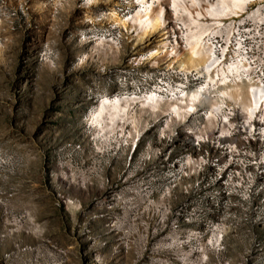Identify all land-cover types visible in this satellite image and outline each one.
<instances>
[{
	"label": "rangeland",
	"instance_id": "rangeland-1",
	"mask_svg": "<svg viewBox=\"0 0 264 264\" xmlns=\"http://www.w3.org/2000/svg\"><path fill=\"white\" fill-rule=\"evenodd\" d=\"M116 3L0 0V264H264L261 119L252 131L235 120L227 151L198 142L199 121L168 98L142 108V72L178 67L161 48L148 59L164 35L117 26L116 48L76 41L116 25ZM254 9L264 0L238 14ZM249 74L264 79V59ZM116 96L133 99L135 126L98 132L90 115Z\"/></svg>",
	"mask_w": 264,
	"mask_h": 264
},
{
	"label": "built area",
	"instance_id": "built-area-1",
	"mask_svg": "<svg viewBox=\"0 0 264 264\" xmlns=\"http://www.w3.org/2000/svg\"><path fill=\"white\" fill-rule=\"evenodd\" d=\"M139 1L141 0H118V3L115 4V11L124 16L129 7L135 5L134 13L140 9ZM143 1L159 5L162 1L166 2L167 0ZM65 2L66 0H48L54 11ZM92 2L93 0H76V5L77 7H89ZM108 13L106 12L104 16H107ZM99 18L105 20L103 15ZM217 28L220 32L209 37L208 43L204 44V49L208 48L210 51L206 63L207 70L203 69L202 73L198 74L182 67L173 66H166L159 72L145 70L142 72L145 84L139 92L141 98L150 92H155L159 97L164 96L170 101L186 99L187 104L191 105L192 109L188 107L184 114L194 116L199 121L201 131L200 136L197 138L198 142L203 143L207 142L208 138L211 140L214 138L216 145L223 143L224 146L229 147L228 150L226 149L227 151H233L235 150V120L242 124V127H240L242 130L251 127L250 130L252 131L257 119H261L257 108L259 104H261V108L264 105V79H253L249 72L255 60H258L261 64L262 59H264V19L252 17L250 14L246 17H240L239 15L231 18H221ZM120 38L121 33L117 30V25L108 22L100 27L98 31L88 29L82 32L76 41L80 44L83 42L100 44L110 42L109 44L116 48V41ZM255 39H257L258 46L261 48L258 59H256L258 55L255 54L252 45ZM179 46H182L180 39L175 40L171 35H167L165 44L161 48L162 53L174 57L180 52ZM236 69L247 86L249 97L250 93L255 90V86L263 90L255 112L250 115L235 107V100H231L216 91V87H224L225 84L235 85ZM164 74L166 78L162 81ZM207 74L213 76L212 82L206 80ZM207 84L209 85L207 86ZM207 88L209 94L206 92ZM191 93L194 94L193 97H191ZM208 103H215L217 107H210ZM170 111L172 112V110ZM209 112L212 114L214 126L212 129L206 127L204 129L203 120L210 122V119L207 118ZM261 123L263 127L264 122ZM222 146L219 145V148H222Z\"/></svg>",
	"mask_w": 264,
	"mask_h": 264
},
{
	"label": "bare ground",
	"instance_id": "bare-ground-1",
	"mask_svg": "<svg viewBox=\"0 0 264 264\" xmlns=\"http://www.w3.org/2000/svg\"><path fill=\"white\" fill-rule=\"evenodd\" d=\"M256 1L258 0H167L168 7H165L163 1L157 6V4L141 0L138 2L140 9L132 13L129 17L123 19L114 10L111 19L113 22H116L117 26L125 29V33L132 26L134 29H140L139 32L137 31V35L140 38L157 34L158 36L164 35V38L167 35H171L175 40L180 39L182 46H179L180 52L175 56L178 59V67L185 68L191 72L194 71V73L198 74L202 73L203 69L207 70L206 63L210 51L208 48L204 49V44L208 43L209 37L220 32L217 28L219 20L221 18L239 16L240 13L238 14V12H242L246 5ZM258 11L257 9L255 12H252L251 16L264 19V15L259 14ZM184 16L188 19V21L186 20L187 23L183 21ZM206 19H211L212 22L203 23L202 21ZM191 26H195V32L191 31ZM166 29L168 31H165ZM164 44L165 41H158L157 49L149 52L148 59L154 57L159 52L158 49L162 48ZM223 71L225 72V70ZM206 80L212 82L213 76L207 74ZM254 89L249 97L247 86L237 69L235 70V85L229 86L225 84L224 87H216L217 93L227 96L231 100H235V107L240 108L249 115L255 112L260 97L263 94V90L257 88V86ZM206 92L209 94L208 88ZM148 94L142 97L143 100L139 101L140 106L142 108H148L151 112L160 111V97L152 92ZM190 95L193 97L194 94L191 93ZM133 102V99L127 96L102 99L98 107L90 115L91 125L101 133L114 132L119 127V124L133 125L134 119L130 111L131 108H129ZM208 104L210 107H217L215 103ZM188 107L192 109V106L187 104L186 99H178L176 101L166 100L163 108L168 111L172 110L173 115L183 117ZM257 111L260 113L261 120L264 122V105L261 108V104H259ZM207 118L210 119L211 123L213 122L210 112Z\"/></svg>",
	"mask_w": 264,
	"mask_h": 264
}]
</instances>
